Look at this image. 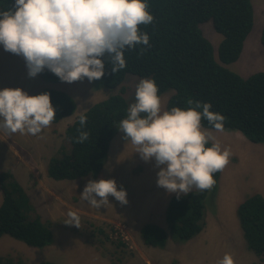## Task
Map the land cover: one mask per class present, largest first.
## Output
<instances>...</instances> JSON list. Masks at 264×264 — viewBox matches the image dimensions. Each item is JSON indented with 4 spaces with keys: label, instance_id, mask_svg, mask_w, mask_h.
<instances>
[{
    "label": "rangeland",
    "instance_id": "1",
    "mask_svg": "<svg viewBox=\"0 0 264 264\" xmlns=\"http://www.w3.org/2000/svg\"><path fill=\"white\" fill-rule=\"evenodd\" d=\"M251 2L254 8L253 30L244 43L239 60L225 65L243 78L264 71V50L260 42L264 27V0ZM200 29L211 43L218 62L217 48L222 36L214 31L211 22L201 24ZM140 80L128 75L118 88L107 90L97 82L84 79L73 83L49 82L43 79L42 72L30 78L23 57L4 51L0 45V90L20 88L31 96L44 89H53L69 94L76 102L74 115L51 124L36 136L19 132L9 134L0 129V173L11 172L29 199V219L39 218L49 226L53 237L52 244L42 249L2 237L0 260L3 264H218L226 253V247L208 249L203 240L217 239L216 235L211 237L208 234H212L213 227L222 225L238 230L234 235L242 237L239 243L242 252L237 260L243 264H264V257L259 259L247 249L236 218V198L230 197L240 196L239 201L242 202L257 193L264 197V145L253 144L238 132L207 130L214 137L212 142L219 143L222 149L227 148L231 153L229 163L221 170L214 201L216 211L222 201V217L213 214L212 203L206 201L201 230L205 238L201 234L187 243L176 244L168 237L163 249L145 246L140 230L146 224L168 230L167 208L177 195L168 194L157 186L159 169L154 167V161L144 162L135 152V146L130 140L123 139L120 131L116 133L97 177L54 181L47 176L48 167L69 153L66 130L75 118L111 95H121L131 105L135 102L136 85ZM171 94L168 92L160 97L162 111L167 110ZM99 179H114L118 190L122 187L126 191L127 204L122 205L109 196L110 204L96 209L83 201L80 193L86 182ZM70 211L79 216L80 228L64 223ZM220 249L223 253H218ZM249 257V263H245Z\"/></svg>",
    "mask_w": 264,
    "mask_h": 264
},
{
    "label": "trees",
    "instance_id": "2",
    "mask_svg": "<svg viewBox=\"0 0 264 264\" xmlns=\"http://www.w3.org/2000/svg\"><path fill=\"white\" fill-rule=\"evenodd\" d=\"M146 2L154 20L151 24L141 25L140 30L149 35V46L138 45L135 49L126 50V67L115 74H111L112 65L105 57V76L93 82L107 90H114L128 75L152 79L158 87L159 97L172 92L167 100V110L173 107L187 109L190 107L187 103L189 99L202 104L210 103V110L220 113L225 120L222 130H216L202 120L204 130L238 132L249 142L264 145V71L243 78L225 67L239 60L251 33L254 22L251 0ZM13 4L14 0H0V12L8 10ZM207 22H211L214 31L222 36L217 48L218 62L211 43L200 29V25ZM260 42L264 50V27ZM141 48L145 49L142 55ZM42 77L49 82L62 83L47 69L42 72ZM43 92L50 94L55 109V119L51 124L75 114L76 102L69 94L44 89L32 96ZM128 107V102L121 95H111L81 114L87 118L83 128L79 123L81 115L76 117L66 130L69 153L63 155L56 165L48 167L47 176L54 181L97 177L104 166L110 144L119 131V121L127 118ZM81 131L89 134L88 139L77 143L76 138ZM121 135L124 136L122 132ZM210 145L211 142L206 147ZM220 177L221 170L213 174L215 184L210 190L195 189L187 196L174 197L167 208L168 230L146 224L140 230L142 243L147 247L163 249L168 237L176 244L196 237L203 227L206 201L210 200L213 214L217 213L214 201ZM0 193V239L7 236L37 249L50 246L53 237L49 226L39 218L29 219V199L10 171L0 173ZM236 218L248 250L262 257L264 197L258 193L250 195L237 207ZM0 264H3L1 260Z\"/></svg>",
    "mask_w": 264,
    "mask_h": 264
},
{
    "label": "clouds",
    "instance_id": "3",
    "mask_svg": "<svg viewBox=\"0 0 264 264\" xmlns=\"http://www.w3.org/2000/svg\"><path fill=\"white\" fill-rule=\"evenodd\" d=\"M148 8L146 0H14L11 8L0 12V45L23 57L30 78L47 69L62 82L84 78L93 82L105 76V57L115 74L126 67V50L149 46V35L140 30L141 25L154 20ZM144 50L140 49L141 55ZM157 93L154 80L141 79L135 102L129 105L127 118L119 121L118 130L144 162L154 161L159 169L156 184L166 193L179 198L194 188L210 190L215 184L213 174L229 163L231 153L212 142L214 137L203 129L201 121L222 130L225 117L211 111L210 103L191 99L187 109L162 111ZM32 95L20 88L0 90V129L36 136L51 125L55 109L50 94ZM86 119L85 115L79 117L81 128ZM88 135L81 131L76 142H84ZM109 196L122 205L128 202L126 191L118 190L114 179L88 180L80 193L81 199L96 209L110 204ZM67 215L64 223L80 228L79 216L71 211ZM218 264L234 261L225 253Z\"/></svg>",
    "mask_w": 264,
    "mask_h": 264
},
{
    "label": "crops",
    "instance_id": "4",
    "mask_svg": "<svg viewBox=\"0 0 264 264\" xmlns=\"http://www.w3.org/2000/svg\"><path fill=\"white\" fill-rule=\"evenodd\" d=\"M230 197L236 198V200H235L236 205L235 206L237 208L239 206V204L242 202V201H239L240 196L236 197V196L230 195ZM218 205H219V203H218ZM221 207H223L222 201H220V205L217 208V214L222 217L224 208H221ZM226 211L231 212L230 210H226ZM226 219L228 220V217H226ZM237 231L238 230L231 228L230 226H228V227H226L224 225H222L220 227L215 226V227H213V231H211L212 234H208V235L211 237L216 235L217 239H215V240L211 239L210 241H204L203 240V242L208 249H212V248L218 247V246H225L226 247V253H228L232 256L234 264H243V262L241 260H237V256L239 255V253L242 252V246L239 245L242 237H240V235L239 236L234 235L235 233H237ZM201 234H202L203 238H205V234H203V232H201L199 235H201ZM233 236H235V237H233ZM231 245H233L234 247ZM245 245H246V243H245ZM246 247H247V245H246ZM152 249H154V248H152ZM218 253H223V250L222 249L218 250ZM249 261H250V257L247 259V261L245 263H249Z\"/></svg>",
    "mask_w": 264,
    "mask_h": 264
}]
</instances>
